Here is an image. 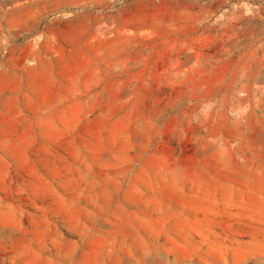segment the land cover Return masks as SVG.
<instances>
[{
  "label": "rangeland",
  "instance_id": "rangeland-1",
  "mask_svg": "<svg viewBox=\"0 0 264 264\" xmlns=\"http://www.w3.org/2000/svg\"><path fill=\"white\" fill-rule=\"evenodd\" d=\"M0 264H264V0H0Z\"/></svg>",
  "mask_w": 264,
  "mask_h": 264
}]
</instances>
